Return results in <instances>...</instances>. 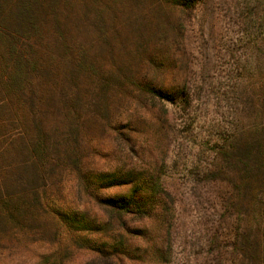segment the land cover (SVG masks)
Segmentation results:
<instances>
[{
    "label": "trees",
    "instance_id": "obj_1",
    "mask_svg": "<svg viewBox=\"0 0 264 264\" xmlns=\"http://www.w3.org/2000/svg\"><path fill=\"white\" fill-rule=\"evenodd\" d=\"M208 1L0 0V250L41 237L38 264L76 250L87 264H166L164 150L191 101L186 23ZM244 1L259 33L238 92L263 118L264 0ZM245 118L189 174L219 193L233 264H264V122Z\"/></svg>",
    "mask_w": 264,
    "mask_h": 264
},
{
    "label": "rangeland",
    "instance_id": "obj_2",
    "mask_svg": "<svg viewBox=\"0 0 264 264\" xmlns=\"http://www.w3.org/2000/svg\"><path fill=\"white\" fill-rule=\"evenodd\" d=\"M244 3L209 0L186 23L191 101L186 112L175 119V135L164 150L168 160L165 177L175 194L176 210L166 264H233L234 231L231 219L221 211L219 193L213 187L192 190L189 172L195 165L206 164L202 152L221 134L226 135L232 126H242L241 116L247 124L264 122V117L245 110L238 92L244 70L251 74L252 59L257 55L248 43L259 33L255 22H249L247 29ZM51 247L50 240L41 237L14 241L0 250V264H38ZM89 260V255L76 250L71 263L87 264Z\"/></svg>",
    "mask_w": 264,
    "mask_h": 264
}]
</instances>
